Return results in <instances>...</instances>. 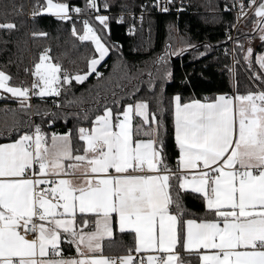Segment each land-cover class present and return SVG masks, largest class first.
<instances>
[{"label":"snow or ice","instance_id":"1","mask_svg":"<svg viewBox=\"0 0 264 264\" xmlns=\"http://www.w3.org/2000/svg\"><path fill=\"white\" fill-rule=\"evenodd\" d=\"M173 4L152 0L161 12ZM109 7L108 0H85L83 9L67 0H37L33 16L45 12L71 20L73 13L95 12L91 20H82V34L75 25L72 33L91 41L96 55L87 72L75 75L59 63H45L49 57L41 55L31 92L13 85L3 70L0 90L30 107V95L59 96L73 79L101 77L98 66L119 47L105 39L110 16L100 9ZM233 7L238 19L252 13L253 31L264 48V0H234ZM15 27L5 13L0 29ZM251 40L247 48L239 40L235 44L264 86V51L256 52ZM187 49L198 51L191 43L179 49L169 43L153 61L160 68L139 69L140 75L125 71V79L137 83L124 93L123 103H105L90 126L76 129L78 147L73 148L71 130L49 136L40 125L14 142L0 143V264H191L180 257L177 245L198 264H264V87L203 100L174 95V166L164 139L163 101L157 98L153 109L148 99L136 97L143 83L155 92L157 79L163 93V82L172 77L170 58ZM188 190L204 203L198 218L185 207ZM115 232L133 236L124 255L104 252L103 242Z\"/></svg>","mask_w":264,"mask_h":264},{"label":"trees","instance_id":"2","mask_svg":"<svg viewBox=\"0 0 264 264\" xmlns=\"http://www.w3.org/2000/svg\"><path fill=\"white\" fill-rule=\"evenodd\" d=\"M185 1V6L179 12L173 4L169 12L159 13L152 6V0H108L110 7L100 9V13L110 16V35L105 39L119 47L118 50H111L98 66L101 77L97 78L92 73L82 83L73 79L70 84L61 87L59 96L38 97L31 103L26 102L30 107L22 106L20 98L4 93L0 97V143L14 142L23 132L33 131L35 125H40L49 136L53 132L63 134L71 130L73 148L78 147L76 129L90 126V120L105 103L113 106V99L123 103L127 99L124 93L137 83L136 80L129 82L125 79V71L128 75H140L139 69L154 71L160 66L153 64V61L163 53L167 44L179 49L191 43L197 46L198 51L187 49L183 55L170 58L168 67L172 77L163 82V93L160 92L159 79L156 80L155 92L148 89L147 83H143L136 93V97L148 99L153 109L157 106V98L163 101L166 109L163 117L168 129L164 139L170 163L174 166L176 150L171 112V98L174 95L180 94L184 99L195 96L203 100L220 94L231 95L234 90L241 94L257 91L249 74L241 66L243 58L235 44L236 40L244 42L250 36L248 30L252 14L235 31L232 58L228 36L236 24L232 10L234 0ZM67 2L82 9L85 7V0ZM145 2L148 7L145 8L143 20L134 22L133 32L128 33L131 20L128 16L119 20L118 15L137 14L142 11L141 6ZM36 3L37 0H0V22H4L7 13V20L16 24L15 29H0V70L12 77L13 85L29 87L35 64L40 61L41 55L47 53L54 64L59 63L62 70L66 69L72 75L87 72L88 61L96 53L91 41H80L78 35H73V25L78 34L83 31L82 22L75 19L77 15L73 13L71 20H60L42 12L33 16ZM39 3L43 4L45 0H39ZM225 6L229 7L228 11ZM79 16L90 20L93 17L89 16L88 11ZM93 22L98 26L97 21ZM206 44L210 46L207 49L203 47ZM258 49L264 50L261 45ZM198 52H205V55L199 56ZM233 59L240 61L235 63L234 70ZM141 79L146 81V74ZM113 92L117 94L115 97ZM197 195L183 193L185 207L194 214L191 218H198L204 213V203ZM103 243L105 254L124 255L126 248L133 244V236L115 232L111 241L105 240ZM177 248L183 260L198 264L197 257L186 254L179 245Z\"/></svg>","mask_w":264,"mask_h":264},{"label":"built area","instance_id":"3","mask_svg":"<svg viewBox=\"0 0 264 264\" xmlns=\"http://www.w3.org/2000/svg\"><path fill=\"white\" fill-rule=\"evenodd\" d=\"M237 2H238V0H237ZM244 2L245 3H247V0H244ZM185 3H186V1L185 0H174V4L176 5V10L179 12L181 9H183V7L185 6ZM143 5H147L148 6V4L145 2ZM171 6L172 5H170L169 6V11L171 10ZM156 9V8H155ZM157 10V9H156ZM225 10L226 11H228L229 10V7H226L225 8ZM232 10L234 11V13H235V16H236V24H235V27L233 28V32L231 33V37H232V39H230V49H231V55H232V58H233V37H234V33H235V31H236V29H237V27H239L246 19H247V17H240L239 19H238V12H239V10H238V7H233L232 6ZM168 11V12H169ZM157 12H159V13H167V12H161V11H159V10H157ZM95 12H89V16H95ZM101 14H104V15H109V14H107V13H101ZM144 14H145V8H143L142 9V11H140L139 13H137V14H134V13H130V14H128V15H124V14H119L118 15V19L119 20H121V17H123V19L124 18H126L127 16L129 17V19L131 20V23H130V27L128 28V33H131L132 31H130V29H132V26L134 25V22H139V21H141V19H140V17L141 16H144ZM249 14H251V12H249ZM248 14V15H249ZM75 19H76V21H78V22H82V20L84 19V17L83 16H76L75 17ZM122 19V20H123ZM98 22V21H97ZM109 27H110V21H109ZM235 60L233 59L232 60V64L234 65L235 64ZM34 79H36L33 75H31V83H30V86H29V89H30V92L32 91L31 90V85H32V82H33V80ZM0 97H3V94H0ZM39 96H35V95H30V99H28L27 100V102L28 103H31V102H33L34 101V99H36V98H38ZM122 255V254H121ZM115 256H119V255H115Z\"/></svg>","mask_w":264,"mask_h":264},{"label":"rangeland","instance_id":"4","mask_svg":"<svg viewBox=\"0 0 264 264\" xmlns=\"http://www.w3.org/2000/svg\"><path fill=\"white\" fill-rule=\"evenodd\" d=\"M99 2V1H98ZM42 14H44V15H52V14H50V13H45V12H42ZM252 14V13H251ZM251 14H249L248 15V17L251 15ZM53 16V15H52ZM56 17V16H55ZM247 17V18H248ZM57 18V17H56ZM252 19H253V17H252ZM252 19H251V27H250V30H248V32L250 33L249 35V37H247L245 40H244V42L243 41H241L240 43H242L244 46H245V48H247V46H248V44H249V38H252V40H251V43H252V46H253V48L255 49V51L256 52H261V51H259V49H258V46L259 45H261V41L259 40V37L254 33V31H253V24H252ZM247 20V19H246ZM241 26V25H240ZM251 31V32H250ZM133 32V31H132ZM131 32V33H132ZM235 34V33H234ZM233 40H234V37H233ZM236 47V46H235ZM234 48V47H233ZM231 50V49H230ZM238 52H240L239 50H237ZM262 51H264V50H262ZM233 54V53H232ZM43 55H46L47 57H49V55L47 54V53H45V54H43ZM240 55H242V57H243V53L242 52H240ZM103 62V61H102ZM101 62V63H102ZM45 63H53L52 61H51V59H50V57H49V59L48 60H46L45 61ZM236 63V62H235ZM54 64V63H53ZM235 65V64H234ZM234 65L232 64V70H234ZM241 66L244 68V71H246L248 74H249V77H250V81L252 82V85L254 84V87H255V89L258 91V90H260V86H258V85H260V82L259 81H256V79L252 76V73H251V71L247 68V66H246V62L243 60V62H242V64H241ZM258 70V69H257ZM46 97V96H45ZM22 99V98H21ZM27 102V101H26Z\"/></svg>","mask_w":264,"mask_h":264},{"label":"crops","instance_id":"5","mask_svg":"<svg viewBox=\"0 0 264 264\" xmlns=\"http://www.w3.org/2000/svg\"><path fill=\"white\" fill-rule=\"evenodd\" d=\"M0 94H3L4 95V92H3V90H0ZM5 94H10V93H5ZM11 95V94H10ZM12 96V95H11ZM14 97V96H13ZM46 97H48V96H46ZM16 98H19V97H16ZM21 99V98H20ZM174 127V126H173ZM11 143V142H10ZM188 192H190V190H188ZM114 235H115V233H114ZM114 237V236H113ZM105 240H108L107 238L105 239ZM177 247H178V245H177ZM177 251H178V248H177ZM179 252V251H178ZM179 254H180V252H179ZM106 255H112V256H115L114 254H106Z\"/></svg>","mask_w":264,"mask_h":264}]
</instances>
